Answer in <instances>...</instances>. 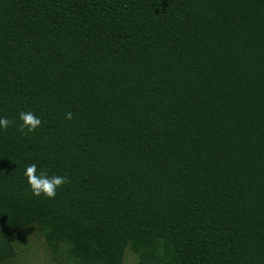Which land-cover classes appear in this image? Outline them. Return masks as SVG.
<instances>
[{
    "label": "trees",
    "instance_id": "trees-1",
    "mask_svg": "<svg viewBox=\"0 0 264 264\" xmlns=\"http://www.w3.org/2000/svg\"><path fill=\"white\" fill-rule=\"evenodd\" d=\"M0 117V264H264V0H0Z\"/></svg>",
    "mask_w": 264,
    "mask_h": 264
},
{
    "label": "clouds",
    "instance_id": "clouds-1",
    "mask_svg": "<svg viewBox=\"0 0 264 264\" xmlns=\"http://www.w3.org/2000/svg\"><path fill=\"white\" fill-rule=\"evenodd\" d=\"M72 113H66V119H71ZM19 119L22 121L20 124V131L27 129L28 132L35 131L41 126V119L31 111H21ZM14 122L7 117H0V129H7ZM24 176L27 183L31 188L33 195L39 197L42 194L49 199L55 198L57 189L63 187L68 183L66 176L52 175L49 176L46 172L40 171L38 174L37 165L35 163L26 166Z\"/></svg>",
    "mask_w": 264,
    "mask_h": 264
},
{
    "label": "rangeland",
    "instance_id": "rangeland-1",
    "mask_svg": "<svg viewBox=\"0 0 264 264\" xmlns=\"http://www.w3.org/2000/svg\"><path fill=\"white\" fill-rule=\"evenodd\" d=\"M40 244V243H39ZM36 249L37 250V255H36V260L34 258V256L30 255L29 257L26 256V254L28 253V251H32ZM28 251L24 256L23 261H26V264H36L35 262H38L37 264H54L49 257L45 254V252L43 251L42 248H35V247H29ZM124 264H134V255L133 253L129 252L128 255L125 257V263Z\"/></svg>",
    "mask_w": 264,
    "mask_h": 264
}]
</instances>
